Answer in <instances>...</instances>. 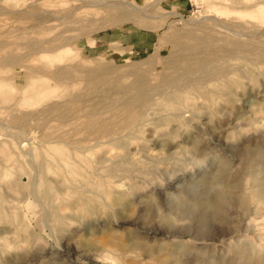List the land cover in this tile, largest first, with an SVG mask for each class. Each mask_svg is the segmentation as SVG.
<instances>
[{
    "label": "rangeland",
    "instance_id": "374dc122",
    "mask_svg": "<svg viewBox=\"0 0 264 264\" xmlns=\"http://www.w3.org/2000/svg\"><path fill=\"white\" fill-rule=\"evenodd\" d=\"M121 1L0 0V264H264V0Z\"/></svg>",
    "mask_w": 264,
    "mask_h": 264
},
{
    "label": "bare ground",
    "instance_id": "6f19581e",
    "mask_svg": "<svg viewBox=\"0 0 264 264\" xmlns=\"http://www.w3.org/2000/svg\"><path fill=\"white\" fill-rule=\"evenodd\" d=\"M121 3H123L122 5L124 6V7H126V8H129L130 9V7H131V5L134 7V4L132 3V2H130V1H128V0H123V2L121 1ZM129 4V5H128ZM131 4V5H130ZM128 6V7H127ZM130 6V7H129ZM114 7V6H113ZM121 7V6H120ZM137 7V6H136ZM134 12V11H133ZM56 46V45H55ZM54 46V47H55ZM50 47V46H49ZM48 48V47H47ZM50 49H51V47H50ZM52 49H54V48H52ZM42 52V51H41ZM44 52V51H43ZM38 53V52H37ZM24 57V56H23ZM23 59V58H22ZM14 60V59H13ZM10 62V61H9ZM16 76V75H15ZM8 79V78H7ZM131 106V105H130ZM132 107V106H131ZM127 108V107H126ZM131 109V108H130ZM130 109H128L129 111H131ZM123 111V110H122ZM129 111H127V114H129ZM125 113V112H124ZM127 114H126V116H127ZM120 115L122 116V115H124L123 113L121 114V112H120ZM133 115V114H132ZM131 115V116H132ZM134 116V115H133ZM123 117V116H122ZM129 117H130V115H129ZM125 118H128V117H125ZM134 118V117H133ZM128 119H131V118H128ZM136 119V118H135ZM131 123V122H130ZM120 126V125H119ZM114 127V126H113ZM112 129V128H111ZM116 129V128H115ZM109 130V129H108ZM114 130V129H113ZM112 130V131H113ZM108 132V131H107ZM114 132H116L115 130H114ZM109 133V132H108ZM121 136V135H120ZM112 139V138H111ZM114 139H116V138H114ZM113 139V140H114ZM13 159V158H12ZM63 206V205H62ZM63 210V209H62Z\"/></svg>",
    "mask_w": 264,
    "mask_h": 264
}]
</instances>
